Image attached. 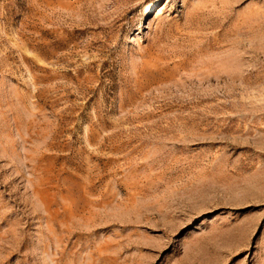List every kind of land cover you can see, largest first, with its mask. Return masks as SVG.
Instances as JSON below:
<instances>
[{
	"label": "rangeland",
	"instance_id": "1",
	"mask_svg": "<svg viewBox=\"0 0 264 264\" xmlns=\"http://www.w3.org/2000/svg\"><path fill=\"white\" fill-rule=\"evenodd\" d=\"M0 264H264V0H0Z\"/></svg>",
	"mask_w": 264,
	"mask_h": 264
}]
</instances>
